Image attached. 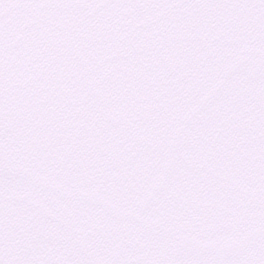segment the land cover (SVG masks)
<instances>
[{"label":"snow or ice","instance_id":"1","mask_svg":"<svg viewBox=\"0 0 264 264\" xmlns=\"http://www.w3.org/2000/svg\"><path fill=\"white\" fill-rule=\"evenodd\" d=\"M0 264H264V0H0Z\"/></svg>","mask_w":264,"mask_h":264}]
</instances>
